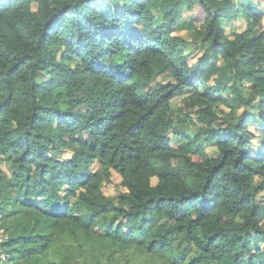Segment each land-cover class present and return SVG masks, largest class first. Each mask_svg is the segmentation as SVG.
Listing matches in <instances>:
<instances>
[{"label": "trees", "instance_id": "obj_1", "mask_svg": "<svg viewBox=\"0 0 264 264\" xmlns=\"http://www.w3.org/2000/svg\"><path fill=\"white\" fill-rule=\"evenodd\" d=\"M262 16L255 0H0V264H264Z\"/></svg>", "mask_w": 264, "mask_h": 264}, {"label": "rangeland", "instance_id": "obj_2", "mask_svg": "<svg viewBox=\"0 0 264 264\" xmlns=\"http://www.w3.org/2000/svg\"><path fill=\"white\" fill-rule=\"evenodd\" d=\"M257 3H258V9L259 11H261L262 13V28L261 30L264 31V0H255ZM157 13V12H155ZM191 17H194V22H196L197 24H199L200 22H202L203 18H204V13L202 11V8L199 6V5H196L194 6L193 10L192 11H189V10H185L184 11V19L185 21H188L191 19ZM192 20V19H191ZM223 21V20H222ZM225 32L229 35L231 31H242L244 29V25L237 21L235 23H233V25L230 27V26H226L225 28ZM172 35L174 36H178V37H181V38H184L186 39L188 42H192L191 40V36L190 34L188 33V31L186 29H182L181 27H179L177 25L176 28H174L173 32H172ZM192 47V46H191ZM159 81H161L163 84H167L170 81L169 78L167 77H159L158 78ZM192 93L191 90H189L188 88H183L180 92L176 93L172 98L171 100L169 101V104H170V109L172 110V112H177L178 111V108L181 109L183 107V100L190 94ZM232 107V104L229 102L227 104H222V103H217L215 105V110L217 111V114L219 116V119H222L223 117L226 116V113H228V111L230 110V108ZM256 114V113H255ZM194 123H196L194 121ZM193 124V123H192ZM253 130L254 129H257L256 126H253L252 128ZM190 133H193V126H187L185 128V132H184V135H190ZM168 135L169 137H171V145H172V148H176L177 147V141H176V138L171 134V132L169 131L168 132ZM258 135H256V138L253 140L254 141V147H255V153L256 154H259L263 148V145H260L258 142V138L257 137ZM260 138H262L260 136ZM69 152L68 151H65V153H63V158H67L69 157ZM2 165L0 164V169H2ZM92 170H95L97 168V165L96 164H92L91 166ZM155 179H151V182L154 184L155 183ZM124 187L121 185V178L120 176L113 172L110 176V178L108 180H106L104 182V186L102 188L104 194L108 195V196H116L118 195V193L120 192H123L124 191ZM6 238L5 235L1 236L0 235V240L2 238ZM1 241H0V257L2 260H7L11 255L10 254H3L1 253ZM116 264H124V260L123 259H120L118 262H116Z\"/></svg>", "mask_w": 264, "mask_h": 264}, {"label": "built area", "instance_id": "obj_3", "mask_svg": "<svg viewBox=\"0 0 264 264\" xmlns=\"http://www.w3.org/2000/svg\"><path fill=\"white\" fill-rule=\"evenodd\" d=\"M0 235L3 236L4 234L2 232H0ZM2 238V237H1ZM4 238H2L0 241H2Z\"/></svg>", "mask_w": 264, "mask_h": 264}, {"label": "clouds", "instance_id": "obj_4", "mask_svg": "<svg viewBox=\"0 0 264 264\" xmlns=\"http://www.w3.org/2000/svg\"><path fill=\"white\" fill-rule=\"evenodd\" d=\"M92 169V168H91ZM5 235V234H4ZM6 236V235H5ZM2 242H4V239L2 240Z\"/></svg>", "mask_w": 264, "mask_h": 264}]
</instances>
